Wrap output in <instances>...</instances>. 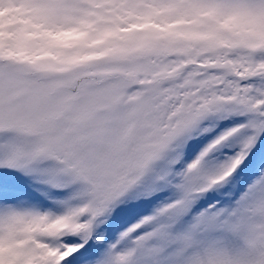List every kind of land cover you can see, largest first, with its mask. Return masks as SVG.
<instances>
[{
	"label": "snow or ice",
	"instance_id": "6c2138e0",
	"mask_svg": "<svg viewBox=\"0 0 264 264\" xmlns=\"http://www.w3.org/2000/svg\"><path fill=\"white\" fill-rule=\"evenodd\" d=\"M0 264H264V0H0Z\"/></svg>",
	"mask_w": 264,
	"mask_h": 264
}]
</instances>
